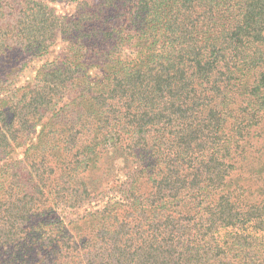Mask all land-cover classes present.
<instances>
[{
    "label": "trees",
    "instance_id": "1",
    "mask_svg": "<svg viewBox=\"0 0 264 264\" xmlns=\"http://www.w3.org/2000/svg\"><path fill=\"white\" fill-rule=\"evenodd\" d=\"M58 39L72 53L0 112V159L15 118L75 116L51 129L60 168L2 172L18 180L0 185V264H264V0H0L6 95ZM113 146L136 166L123 213L84 234L50 219L87 199L84 173Z\"/></svg>",
    "mask_w": 264,
    "mask_h": 264
},
{
    "label": "rangeland",
    "instance_id": "2",
    "mask_svg": "<svg viewBox=\"0 0 264 264\" xmlns=\"http://www.w3.org/2000/svg\"><path fill=\"white\" fill-rule=\"evenodd\" d=\"M52 5L60 14L75 13L78 8V2L74 1H57L53 2ZM71 53V44L63 39H58L42 57L40 56L31 60L23 70L11 77L13 79L17 77L14 79V82H16L14 84L15 88H13L11 93L6 95V90H8L11 84L8 85L6 83L0 88V112L3 109H9L15 106L18 102L16 97H21L24 88L35 87L39 83L40 70L44 65L58 58L63 59L66 54L70 55ZM125 53L129 54V50L126 49ZM97 71L95 69L90 72L92 78H97ZM74 95H77V93L70 90L65 100L69 102L70 98ZM9 114L8 119L10 120L12 115L9 116ZM74 117L71 113L60 118L54 116L49 123H46L48 119L44 118L31 131L20 130L22 126H20L19 120L15 118L13 123H11L10 130L11 132L13 130L19 131L8 134L10 145L7 147V154L4 158L0 159V185L3 181L7 184V179L9 178L10 180H18V178L11 179V176L3 174L2 172H5V170H9L8 172H16L19 166H22L25 171L31 170L35 169L40 162L44 163V161H47L48 164L59 163L57 157L63 155V148L60 145L58 131L56 133H52V131L55 127L58 129L61 122L66 124L68 119H74ZM3 123L2 116L0 115V129L5 130L6 127H4ZM262 151L264 158V149ZM20 160L23 162L18 163ZM257 164L259 167V163ZM9 168H12V171ZM57 168H60V163ZM135 169L134 161L119 146H113L103 150L97 155L94 163L84 173V180L89 191L87 199L76 206H70L66 203L54 206L50 214V219L62 221L75 234L92 232L100 220V216H102L100 213L107 206L110 209L114 207L116 211L121 214L123 213L122 211L125 207L119 205L117 202H127V196L131 192L132 181L134 180V176H137ZM59 170L56 171L57 175L52 174V179L58 176ZM249 181L254 182L252 180ZM136 186L140 189L139 192L142 193L149 190L151 183L146 181V179H141L139 185Z\"/></svg>",
    "mask_w": 264,
    "mask_h": 264
}]
</instances>
